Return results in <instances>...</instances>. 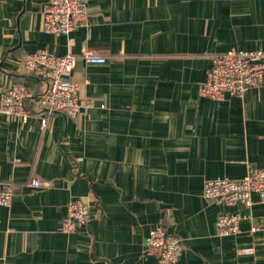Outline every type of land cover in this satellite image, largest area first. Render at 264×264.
<instances>
[{
	"label": "crops",
	"instance_id": "1",
	"mask_svg": "<svg viewBox=\"0 0 264 264\" xmlns=\"http://www.w3.org/2000/svg\"><path fill=\"white\" fill-rule=\"evenodd\" d=\"M46 1L0 0V101L14 81L32 93L26 117L0 112V182L13 186L0 264H160L145 246L158 225L183 243L174 264H264L258 195L228 206L202 193L264 168V81L242 97L199 93L214 55L264 49V0H85L68 34L43 29ZM38 49L77 56L72 78L92 103L75 117L44 109L45 83L23 66ZM74 199L92 217L63 232ZM223 210L241 213L236 233H218Z\"/></svg>",
	"mask_w": 264,
	"mask_h": 264
},
{
	"label": "built area",
	"instance_id": "2",
	"mask_svg": "<svg viewBox=\"0 0 264 264\" xmlns=\"http://www.w3.org/2000/svg\"><path fill=\"white\" fill-rule=\"evenodd\" d=\"M43 29L54 34H68L83 25L88 16L85 0H47L43 5ZM89 63H104L105 57L91 50L82 53ZM77 56L68 51L55 55L46 49H38L23 58L25 70L41 78L45 89L40 101L48 113L59 112L68 117H75L82 107L91 105V99L80 101L79 83L72 78V70ZM264 81V49L244 50L229 49L214 55L212 66L207 71L206 79L200 84L199 93L213 100H221L226 95L242 97L249 89ZM32 95L24 84L14 81L1 95L0 112L5 115L26 117L25 99ZM32 185L38 187L40 181L34 179ZM203 197L207 201L219 202L232 206L237 202L246 206L253 204L252 195H258L264 204V168H251L238 179L217 177L207 179L203 184ZM13 186L0 182V205L9 206L12 201ZM92 217L88 204L74 199L67 204L62 218L63 232L75 231L84 226ZM241 213L223 210L216 217V227L220 235L234 234L239 231ZM264 228V216L250 231ZM147 250L157 256L160 264H174L183 249L181 239L168 233L158 225L151 228L145 238ZM252 253L253 247L243 249Z\"/></svg>",
	"mask_w": 264,
	"mask_h": 264
}]
</instances>
